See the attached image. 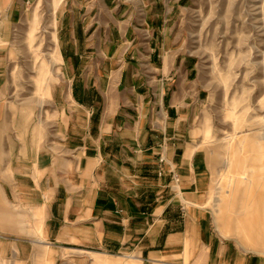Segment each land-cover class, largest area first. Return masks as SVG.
<instances>
[{"label":"rangeland","instance_id":"rangeland-1","mask_svg":"<svg viewBox=\"0 0 264 264\" xmlns=\"http://www.w3.org/2000/svg\"><path fill=\"white\" fill-rule=\"evenodd\" d=\"M161 1L169 4L167 20L152 26L168 29V37L158 32L139 35L138 39L123 37L107 45L108 52L121 47L120 65L126 67L123 85L130 88L125 93L129 103L119 110L120 114L136 113L140 104L146 103L144 109L148 108V115H153L156 122H146L145 129L141 125L138 140L141 146L147 142L153 148L142 153L132 150L137 138L135 129L114 128L110 135L100 137L98 117L103 103L92 86L94 76L88 77L86 90L82 89L83 81H78L81 86L76 94L74 83L78 77L71 81L65 75L63 47L56 31L63 1L29 0L6 48L0 50L4 62L1 71L6 77L0 99L2 163L8 157L9 142L16 137L23 141L32 124L33 130L39 126L37 135H44L45 155L57 163L75 146H86L88 155L99 145L103 161L110 165L104 166L103 173L98 172L104 177L101 194H116L118 205L130 209L134 223L141 225L135 204L143 203L144 211L153 213L158 202L171 198L173 190L185 195L195 189L194 185L183 187L189 175L182 179L180 174L192 172L191 160L183 166L180 163L183 157L195 155L194 173L202 188L197 199L209 211L208 218L214 220L217 231L230 237L241 250L263 253L264 0L157 3ZM156 8L163 13L164 7L158 4ZM34 14L37 21L31 32ZM137 25L145 27L144 23ZM153 42L159 49H174L188 58L182 91L171 84V75L158 78L157 86L164 90L160 102L153 67L159 65L164 53H150ZM85 64L73 63L76 70ZM102 78L100 85L107 79L106 75ZM175 92L184 94L182 108L170 107ZM94 114L96 119L92 121L89 116ZM189 146L195 148L187 155ZM169 158L178 165L167 164ZM193 178L192 174L190 180ZM181 201L185 206L191 204L189 198ZM102 205L109 208L108 203L102 201ZM8 209L6 225H0V264H98L93 263L92 253L120 258L119 264L130 261L120 257L118 250L103 251L94 246L83 249L60 244L56 249L42 247V253L33 251L32 242L43 240L32 216L35 209ZM52 219V229L64 223L55 214ZM243 224L248 225L247 229ZM17 239H24L25 255H17Z\"/></svg>","mask_w":264,"mask_h":264},{"label":"crops","instance_id":"crops-1","mask_svg":"<svg viewBox=\"0 0 264 264\" xmlns=\"http://www.w3.org/2000/svg\"><path fill=\"white\" fill-rule=\"evenodd\" d=\"M28 1L0 0V50L6 48L11 32L20 22ZM62 1L57 13L56 31L63 47L65 75L71 81L78 77L74 83L76 94L81 85L86 90L90 81L88 77L94 76L92 86H95L103 103L102 113L98 117L100 137L110 135L114 128L123 131L135 129L137 138L132 142V150L142 153L152 149L150 143L146 142L141 146L138 140L142 132L141 125L145 129L146 122H156L153 115H148V108L144 109L146 103H141L136 113L120 114L119 110L129 103L125 93L130 88L123 85L126 67L120 65L121 47L108 52L107 45L111 41H121L123 37L138 39L139 35L153 36L158 32L162 37H168V29L156 26V30L152 25L167 20L169 4L166 6L162 1L157 3V0ZM158 4L164 7L163 13L157 10ZM35 22L36 17L31 32ZM139 23H144L145 27H138ZM159 50H163L164 56L159 65L153 67L156 72L154 86L161 91V87L157 86L158 78L171 75V84H175L179 92L182 91L180 85H183L184 78L187 77L188 58L182 57L174 49L166 51L163 46L159 49L153 42L150 53ZM80 61L86 64L76 70L73 63ZM3 65V57L0 55V99L1 89L6 81L1 71ZM103 75L107 79L104 85H100ZM78 81L83 82L80 85ZM163 95L164 90L161 91L158 102L163 101ZM182 95L175 92L171 96V108L183 107L184 103L181 102H184L185 97ZM89 118L95 120V114ZM34 126L31 125L30 132L23 141L16 137L9 142L6 148L8 157L4 163L0 148V225H6L7 210L10 207L35 209L32 216L37 232H42L43 240L32 242L33 246L37 244V247L32 246L33 251L39 250L42 253V247L56 249L60 244H67L83 249L94 246L103 251L118 250L120 257L130 260L125 264H264V251L241 250L232 243L230 237L217 231L214 220L212 222L208 218L209 211L199 205L202 201L197 197L201 195L202 188L198 187L199 179L197 173H194L195 155L183 157L180 163L183 166L191 160L192 172L180 174L182 179L189 175L186 183L183 180V187L194 185L195 189L187 191L185 195L173 190L171 198L167 202H158L152 209L155 210L153 213L144 211L143 203L135 204L142 220L141 225H138L134 223L133 212L118 205L116 194H101L104 177L98 172L103 173L102 169L107 164L103 161V151L99 145L88 155L86 146H75L71 154H64L63 161L58 160V164L53 157L45 155L44 135H37L39 126L33 130ZM194 148L189 146L186 154L192 153ZM166 163L171 167L178 165L172 158L166 159ZM192 174L194 178L190 180ZM184 197L189 198V206L182 203L181 198ZM102 201L108 203L109 208L102 205ZM54 214L64 223L52 229L49 221L53 222ZM17 216L16 213L15 217ZM15 228L22 231L20 227ZM23 242L24 239H17L15 242L17 255H25ZM92 255L93 263L121 262L120 258H110L105 253Z\"/></svg>","mask_w":264,"mask_h":264},{"label":"bare ground","instance_id":"bare-ground-1","mask_svg":"<svg viewBox=\"0 0 264 264\" xmlns=\"http://www.w3.org/2000/svg\"><path fill=\"white\" fill-rule=\"evenodd\" d=\"M36 21H37V20H36ZM247 226H248V225L243 224V227L246 228V229H247ZM263 243H264V242H263ZM254 244H257V245H258V242H255Z\"/></svg>","mask_w":264,"mask_h":264}]
</instances>
